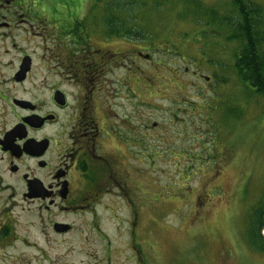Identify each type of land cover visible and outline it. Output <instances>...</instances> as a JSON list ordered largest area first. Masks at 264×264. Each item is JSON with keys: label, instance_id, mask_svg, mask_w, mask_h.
I'll return each instance as SVG.
<instances>
[{"label": "rangeland", "instance_id": "obj_1", "mask_svg": "<svg viewBox=\"0 0 264 264\" xmlns=\"http://www.w3.org/2000/svg\"><path fill=\"white\" fill-rule=\"evenodd\" d=\"M27 1L61 18L70 14L65 5L73 7L74 14L91 0ZM200 1L207 7L214 5L221 14L217 16L224 17L220 20L228 22L227 28L214 22L202 37L195 33V18L200 15L194 7L177 26L176 7L148 15L149 7L141 12L154 27L145 43L126 38L112 41V52H121L107 67L116 92L112 103L123 105L112 108L123 117L142 113L134 117L143 118L144 124L142 156L138 147L134 149L136 157L126 170L131 188L128 205L138 207V217L127 213V226L129 231L134 228V242L143 244L145 264H264V252L247 243L253 211L264 205V97L257 93L256 83L241 80L235 66L242 43L229 29L238 22L237 11L233 8L235 14L230 13L231 0ZM246 1L257 7L253 29L263 40L255 50L264 57V0ZM201 14L203 23L207 13ZM170 24L176 32L164 30ZM14 44L16 51L35 55V69L42 47L49 56L52 49L50 42L42 45L38 38H16ZM48 68L63 69L53 59ZM198 73L211 82L199 79ZM91 110L97 119L95 108ZM140 193L143 197L138 201ZM98 220L104 231H111L113 220L107 212L100 211ZM49 256L73 258L69 264H99L101 253L93 245L53 249Z\"/></svg>", "mask_w": 264, "mask_h": 264}, {"label": "flooded vegetation", "instance_id": "obj_2", "mask_svg": "<svg viewBox=\"0 0 264 264\" xmlns=\"http://www.w3.org/2000/svg\"><path fill=\"white\" fill-rule=\"evenodd\" d=\"M85 6L74 15L65 5L70 14L57 18L35 2L0 0V264H69L73 258L49 250L93 245L99 264H145L127 226V213L138 217L126 170L134 149L142 156L143 118L134 117L142 113L123 117L112 108L123 105L112 103L107 67L121 52L85 18ZM16 38L50 42V56L43 46L35 69V55L16 51ZM49 57L63 69H49ZM100 211L113 220L110 232Z\"/></svg>", "mask_w": 264, "mask_h": 264}, {"label": "trees", "instance_id": "obj_3", "mask_svg": "<svg viewBox=\"0 0 264 264\" xmlns=\"http://www.w3.org/2000/svg\"><path fill=\"white\" fill-rule=\"evenodd\" d=\"M88 4L90 6L85 18H93L96 32L100 30L102 34L111 39L126 38L145 43L152 36L151 31L154 29L146 20L145 15L158 14L165 9H173L175 7V14H173L175 26L188 19L190 10H194L191 6L196 9L200 16L195 18V33L197 35L200 34L202 37L210 32L208 29L214 26V22H218L220 26L224 25L226 28L228 23L220 20L224 17L217 16L221 14L219 11L217 13L214 5L213 7L208 5L207 7L200 0H91L88 1ZM149 7L150 9H148ZM230 7V13L235 12L232 11L233 8L237 11L238 22L233 26L230 25L229 29L232 28L233 30V38L241 40L242 43L239 47V54L235 64L238 74L243 82L248 84H251V82L256 83V85L252 84L256 86L257 93L264 97V69H260L255 63L257 55L255 49H258L257 45L263 40L261 39L263 35L261 37L253 29V22L255 23L254 20L258 15L257 13L255 15L257 7L251 2L247 3L246 0H231ZM143 10L149 12L142 14ZM201 12L207 13V20L203 23L201 18L204 15ZM142 15H144L143 21L140 22L139 17ZM175 28L174 24H170L168 28L165 26L164 30H174ZM198 31L199 34L197 33ZM212 33L215 32L213 31ZM150 43L156 46V42L153 40ZM147 46L149 47V45ZM253 76L255 81H252ZM252 217L249 233L247 232V243L253 250L264 252V235L261 233L264 228V205L257 207L253 211Z\"/></svg>", "mask_w": 264, "mask_h": 264}, {"label": "bare ground", "instance_id": "obj_4", "mask_svg": "<svg viewBox=\"0 0 264 264\" xmlns=\"http://www.w3.org/2000/svg\"><path fill=\"white\" fill-rule=\"evenodd\" d=\"M233 14H235V12H233ZM231 15H232V13H231ZM239 47H240V45H239ZM239 47H238V49H237V52H238V50H239ZM139 54L142 55V53H140V52H139ZM257 55H258V54H257ZM257 55H256V60H257V58H258ZM259 58L261 59V61L259 62V60H257V63H258V64H262V62H263V58H264V57L259 56Z\"/></svg>", "mask_w": 264, "mask_h": 264}, {"label": "water", "instance_id": "obj_5", "mask_svg": "<svg viewBox=\"0 0 264 264\" xmlns=\"http://www.w3.org/2000/svg\"><path fill=\"white\" fill-rule=\"evenodd\" d=\"M145 58H147V56H145Z\"/></svg>", "mask_w": 264, "mask_h": 264}]
</instances>
